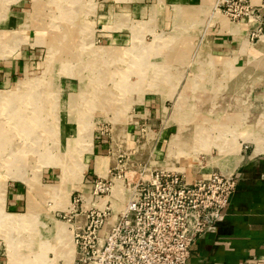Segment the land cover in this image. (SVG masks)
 <instances>
[{"label": "rangeland", "instance_id": "rangeland-1", "mask_svg": "<svg viewBox=\"0 0 264 264\" xmlns=\"http://www.w3.org/2000/svg\"><path fill=\"white\" fill-rule=\"evenodd\" d=\"M164 2L150 17L151 0L110 10L103 0H0V67L12 73L0 85V264H66L53 227L64 224L75 247L70 199L91 194L87 179L75 188L84 186L75 174L82 161L89 164L84 177L94 168L103 176L114 162L108 151L124 146L136 151V162L187 167L191 181L212 170L234 172L252 144L261 151L264 53L256 45L264 29L259 37L248 19L231 24L226 0ZM139 4L146 13L133 12ZM13 9H22L21 22ZM123 10L130 18L119 15L113 25ZM221 23L236 26L237 35ZM243 39L252 63L239 57ZM211 55L232 60L216 65ZM11 92L20 103L9 109L2 102ZM154 100L159 104L147 115ZM12 185L22 188L21 209L9 205ZM106 200L125 204L120 181Z\"/></svg>", "mask_w": 264, "mask_h": 264}, {"label": "built area", "instance_id": "built-area-1", "mask_svg": "<svg viewBox=\"0 0 264 264\" xmlns=\"http://www.w3.org/2000/svg\"><path fill=\"white\" fill-rule=\"evenodd\" d=\"M226 4L232 11L225 14L228 19H248L256 26L253 35L262 33L263 4L226 0L222 6ZM109 153L114 162L107 177L96 174L92 180L91 200L81 191L71 196L68 222L75 264H186L197 240L218 232L237 187L235 171L212 170L189 181L187 170L136 162L131 159L136 151L124 146ZM117 180L123 181L127 196L123 210H116L111 200L100 205Z\"/></svg>", "mask_w": 264, "mask_h": 264}, {"label": "crops", "instance_id": "crops-1", "mask_svg": "<svg viewBox=\"0 0 264 264\" xmlns=\"http://www.w3.org/2000/svg\"><path fill=\"white\" fill-rule=\"evenodd\" d=\"M103 1L105 2V4L103 5L104 8L107 7V10H110L114 9L117 5L131 2L132 0H115V3L113 2V5L111 3H107L108 0ZM151 1H155V4L151 5L150 10L147 11L150 17L153 6H160V11H162V7L166 3L164 2L165 0H163L162 2H159V0ZM252 2H254L255 4H263V0H252ZM142 4L134 5L132 7L133 12L137 11L138 13H146V11H142ZM181 6H183V3H181ZM197 7L198 6L190 5L187 8L191 9L192 12H194ZM123 11H125V13H120L115 16L112 23L113 25L119 15H122V17L125 18L123 14H126L127 18H130V11ZM21 13L22 9L20 11H14V9L12 10V18L15 19V22H21L18 20L20 19ZM262 13L264 15V9ZM159 16L160 15H158V17ZM132 21L133 20L130 21L132 25L131 23H129V27L131 30L134 27ZM118 22L120 21L118 20L117 23ZM220 22H222V20ZM12 24L13 23H11V25ZM23 26H25V24H23ZM23 26L21 28H23ZM222 27L226 30H231L232 33L237 29L236 26L232 27L231 25L224 24H222ZM243 32L244 31L242 28L241 33ZM256 47L261 51V53H264L263 40L260 44H257ZM239 49L242 51L239 57H241L242 55H246L249 62H251V53L246 48L244 39L242 40ZM231 60L232 56L218 57L211 55L210 57V62H213L216 65L224 63L227 64ZM6 66L4 65V67H0V85L2 86L6 85L8 83V79L12 78V73H10L11 67L8 68ZM244 69L245 68L243 67V72ZM69 77L72 78V76L70 75ZM230 83L232 84V82ZM158 104L159 102L154 100L153 105H151L153 108L151 107L152 109H145V113H147V115L153 114V109H155ZM161 106L163 108V101ZM147 110L149 112H147ZM156 110L158 111V109ZM252 145L253 150L251 151V153L248 155H244L243 161L234 170L237 177V187L232 196L229 206L224 211V220L220 223L218 232H209L200 237L197 240L196 244L193 245L190 258L188 259L186 264H264V146L261 148V151H257V145ZM96 148L98 149V152L102 151L103 145L100 143V141H97V146H94V156L98 157V155L95 154ZM91 171V174H85V177L83 179L84 187L88 185L87 183H90L87 186L90 188L91 182L95 178L96 174L99 175L95 168ZM85 180L87 185L84 183ZM21 190L22 188L20 187V185H12V187L10 188V207L14 209H21L23 207L24 200L21 194Z\"/></svg>", "mask_w": 264, "mask_h": 264}, {"label": "bare ground", "instance_id": "bare-ground-1", "mask_svg": "<svg viewBox=\"0 0 264 264\" xmlns=\"http://www.w3.org/2000/svg\"><path fill=\"white\" fill-rule=\"evenodd\" d=\"M226 17V16H225ZM226 19H228V17H226ZM228 21L231 23V20L230 19H228ZM48 66V65H47ZM2 88V87H1ZM7 91V90H6ZM3 93L2 94H4V92L5 91H2ZM9 92V91H8ZM12 93V92H11ZM10 93V96H12L11 98H7L8 100H7V104H6V102L4 101V103L2 102V106H4L5 108H6V106H8V108L10 109V107H12L13 105L15 106L16 104H18V103H20V100H19V96H17V93L16 92H13L12 94ZM9 94V93H8ZM7 94V95H8ZM9 96V95H8ZM74 96H76V95H74ZM2 98V97H1ZM60 98V97H59ZM2 101V100H1ZM73 101H74V99H73ZM75 102H76V100H75ZM21 104H23L22 102H21ZM23 105H25V104H23ZM22 105V106H23ZM57 106V105H56ZM20 107V106H19ZM27 107V106H26ZM76 108V107H75ZM25 109V108H24ZM27 109V108H26ZM22 111V110H21ZM20 122V121H19ZM17 123V122H16ZM26 123V122H25ZM32 125V124H31ZM29 127V126H28ZM24 128V127H23ZM19 129V128H18ZM25 130V129H24ZM18 131V130H17ZM25 134H27V133H25ZM24 134V135H25ZM205 137V136H204ZM193 141V140H192ZM181 142V141H180ZM194 143V142H193ZM206 143V142H205ZM182 144V143H181ZM184 146H186L187 144H183ZM186 147H189V146H186ZM246 148H247V146H246ZM264 148V147H263ZM188 149V148H187ZM225 149V148H224ZM183 151V150H182ZM184 155V154H183ZM179 156V155H178ZM65 158V157H64ZM64 158H63V156H62V159L64 160ZM68 164V163H67ZM67 164H66V167H67ZM88 166H89V164H88V161H82V162H80L79 163V165L77 166V171H76V178H77V180L79 181H81L83 178H84V173L88 170ZM176 166V165H175ZM109 168V167H108ZM108 168L106 169V172H105V175H103V176H101V177H107V172H108ZM187 168V167H186ZM186 168H184V170H182V171H186ZM164 169H169V168H164ZM169 170H176V171H178L177 169H169ZM224 173H229L230 174V171L228 170V171H226V172H224ZM233 173V172H232ZM100 176V175H99ZM79 181V182H80ZM118 181H120L121 183H122V187H123V189H124V183H123V181L122 180H117L116 181V183H115V185H114V188H113V191H112V195H110V196H113L114 195V191H115V188H116V186H117V183H118ZM81 187H84L82 184H80L79 183V185H77V184H75V188L76 189H80ZM69 189L71 188V187H68ZM85 188V187H84ZM68 189V190H69ZM124 191H125V189H124ZM65 193V192H64ZM69 193V192H68ZM74 193V192H73ZM110 196H108L109 198H110ZM85 198H86V200L89 202L90 200H91V195H90V197H86L85 196ZM107 198V197H106ZM106 198H104L101 202H100V205L101 206H103L108 200H106L105 201V199ZM104 202V203H103ZM72 206V204H71V199H70V205H69V208H68V210H70V207ZM116 207V206H115ZM116 210H123L124 209V205L123 204H120V206H119V204H118V206L115 208ZM67 210V211H68ZM53 232H54V235H55V233H56V237H57V239H58V243H59V252H58V256H60V257H63V258H65V262H66V264H72L73 263V260H74V264H75V261H76V256H77V250H76V256H74V254H75V247H76V244H75V242H74V244H75V247H74V245H73V242H72V239H71V234H69L67 231H66V226L64 225V224H61V223H56L55 222V224H54V227H53ZM72 231V230H71ZM72 233H73V231H72ZM70 236V237H69ZM70 238V239H69ZM74 239V238H73ZM42 258L43 257V254H42V256H39L38 257V259L39 258ZM74 257H75V259H74ZM45 260V259H44ZM44 262V261H43ZM41 263V262H40Z\"/></svg>", "mask_w": 264, "mask_h": 264}]
</instances>
